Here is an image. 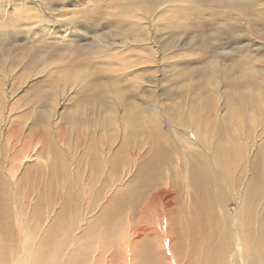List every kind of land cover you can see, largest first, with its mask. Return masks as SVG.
<instances>
[{
	"label": "rangeland",
	"instance_id": "obj_1",
	"mask_svg": "<svg viewBox=\"0 0 264 264\" xmlns=\"http://www.w3.org/2000/svg\"><path fill=\"white\" fill-rule=\"evenodd\" d=\"M19 1L25 3L21 6L26 13L36 4L41 14L33 15L34 24L23 25L24 21L11 22L9 15L0 12V116L10 115L23 123L27 138H23L22 152L37 148L42 153L38 162L24 160V166L16 170L18 205L12 208L27 221L32 235L41 228L39 213H32L38 190L30 187L39 188L45 170L49 175L50 218L56 220L48 229L42 264H63L70 248L66 240L78 232L74 229L81 223L84 200L94 202L103 196L105 160L97 156L95 167L85 170L83 159L93 149L101 144L104 149L110 147L115 152L112 176L121 178L123 169H132L123 185L131 179L133 186L139 185L148 147L145 136L140 137L141 126L130 120L137 114L142 118L137 117L139 123L144 119L154 123L162 143H182L183 138L193 142L195 135L211 144L219 129L222 139L235 143L240 134L248 138L255 131L260 145L264 136V0H46V9L35 0ZM69 31L73 34L67 35ZM46 111L53 112H48L50 118ZM189 114L194 120L208 118V124L187 129L190 124L183 121L191 120ZM33 121L42 126L45 121L50 127L46 131L28 128ZM133 124L138 130H131ZM32 130L35 137L30 136ZM4 136L6 132L0 135V175L8 166L1 151ZM176 160L173 178L167 180L166 175L175 166H164L160 185L173 180L181 188ZM120 162L125 167L118 166ZM89 175L92 180L87 181ZM183 194L178 195L179 201ZM68 199L65 215L54 216ZM235 207L231 200L226 209L233 214ZM124 214L96 229L113 232L119 220L121 226L125 224ZM21 232L16 231L8 247L12 253L7 251V264H35L25 251L33 252L31 241L27 243ZM186 232L188 237L192 229ZM91 235L98 239L93 247L88 246ZM104 238L91 228L71 252L93 255L91 249ZM199 247L197 242L194 252ZM111 252V264L128 260L136 264L131 253L122 255L116 245L97 264H107Z\"/></svg>",
	"mask_w": 264,
	"mask_h": 264
},
{
	"label": "bare ground",
	"instance_id": "obj_2",
	"mask_svg": "<svg viewBox=\"0 0 264 264\" xmlns=\"http://www.w3.org/2000/svg\"><path fill=\"white\" fill-rule=\"evenodd\" d=\"M33 2L46 9V0ZM21 5L25 3L19 0H1L0 12L4 14L3 16L9 15L11 22L24 21L23 25L34 24L33 15L40 13L36 12V4L33 7L34 12L30 13H26L27 10ZM43 13L47 15L44 10ZM36 18L42 19V16ZM68 33L73 34L71 31L66 34L69 35ZM3 108L5 110L4 106ZM48 112H53H44V115L50 118ZM9 117L10 115L4 114L0 116V135L7 133L1 151L4 150L6 155L4 160L6 159L5 163L8 165L2 174L3 178L0 175V264H7L8 253H12V250L8 251V247L14 243L16 231L21 232L22 226L25 229L22 231L25 234L23 239L29 244L31 241L33 252L27 251L26 248L25 251L35 264H42V258L47 252L48 229L56 220L50 218L49 175L47 176L45 170V174L40 175L45 179L39 188L30 187L32 190H38L34 193L32 213H39L38 222L41 228L39 233L35 230L36 234L32 235L27 221L20 219L13 212L18 205L17 186L20 182L16 170L24 166V160L34 159L38 162V157H41L42 153L36 150L37 148L27 153L21 151L24 145L23 138H27L26 131L20 119L15 121ZM137 117L141 118V114H137ZM137 117L130 120L141 126L140 137L145 136L147 141L143 142L148 147L147 158L141 161L145 170L143 177L138 180L139 185L133 186L131 182L133 179L123 185L128 178L125 176L130 175L132 169H123L121 178L112 176L115 152L111 151L110 147L104 149V144L93 149L83 159L85 170L89 172L95 167L93 165L97 161V156L101 161L105 160L106 172L101 173L106 177V181L104 179L102 181L105 191L101 198L95 197L94 202L92 199L89 202L84 200L86 204L81 206V223L74 229L78 232L73 235L70 233L66 240V245L68 243L70 248L65 252L63 264H97L106 250L115 245L122 255L128 256V253H131V261L136 260V264L137 261L138 264H264V136L260 145L257 144L260 136L255 131L254 135L248 138H244L243 133L240 134L237 140L234 139L237 143L226 142L217 129L211 144H208L205 138L204 140L195 138L192 133L194 144L185 138L182 143L175 140L162 143L159 142V132L154 123L148 119L139 123ZM190 118L191 120L183 121L190 124L187 128L189 130L192 127H202L204 123L208 124V118L194 120L192 115ZM43 123V126L36 125V121H33L27 127L48 130L50 124L45 121ZM136 124H133L131 130H138ZM52 129L54 130V127ZM31 135L35 137L37 133L32 130ZM148 142L152 144L149 145ZM108 153L109 158L106 157ZM137 156L138 154L134 155L135 158ZM177 158L178 169L181 170V188L179 184L172 183L173 180L160 185L162 174L165 173L164 166L170 164L175 166L166 175L167 180L173 178L170 174L172 170H177ZM124 163L120 162L118 166L125 167ZM19 164L20 166L16 167ZM44 164L46 169L47 162ZM86 179L92 180L91 175ZM120 187L123 190H119ZM180 192L182 194L184 192L185 196L183 194V197L181 196L183 199L179 201ZM67 193L70 195L71 192ZM97 193L98 191H95V195ZM166 194L171 197V199L168 197L170 200H165ZM231 200L236 205L233 214L226 209L227 203ZM69 207L68 199L58 212H54V216L65 215V208ZM124 212L123 226L119 220L113 232H109L108 228L96 229L112 224ZM33 216L36 215L33 213ZM188 227L192 229L190 237H186L189 232L185 233ZM91 228L105 237L100 242V248L91 249L94 251L93 255L87 251L86 255L84 250L72 253L75 245L85 238ZM109 234H112L110 242L107 241ZM89 239L91 243L89 247L98 244L96 236L91 235ZM197 242H200V247L194 252ZM183 253L185 259L181 261ZM112 257L111 252L107 264L112 263ZM124 259L127 260L126 257ZM128 262L126 264H131L130 260Z\"/></svg>",
	"mask_w": 264,
	"mask_h": 264
}]
</instances>
